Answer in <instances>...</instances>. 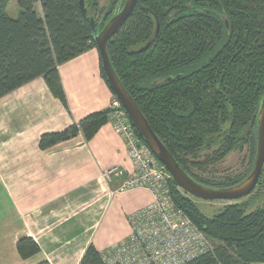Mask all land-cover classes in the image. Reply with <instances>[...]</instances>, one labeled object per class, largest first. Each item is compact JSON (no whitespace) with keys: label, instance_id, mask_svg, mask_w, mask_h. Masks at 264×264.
Returning <instances> with one entry per match:
<instances>
[{"label":"trees","instance_id":"16d2710c","mask_svg":"<svg viewBox=\"0 0 264 264\" xmlns=\"http://www.w3.org/2000/svg\"><path fill=\"white\" fill-rule=\"evenodd\" d=\"M9 1L0 0V97L41 76L67 106L58 66L96 48L88 18L99 31L124 0H107L101 8L98 0H84L85 14L79 0H17L14 18L6 13ZM156 18L158 32L140 51ZM107 52L121 83L188 175L211 187L232 186L248 175L251 169L210 181L193 169L207 170L247 143L256 151L264 94V0H137L107 42ZM100 75L108 85L101 61ZM109 112L94 111L59 131L42 133L38 146L45 149L78 133L89 139L108 122ZM211 147L199 160L198 154ZM169 185L175 205L214 243L212 252L184 264H264V203L251 211L227 204L208 216L172 179ZM16 248L21 258L40 250L27 235ZM78 264L104 263L90 244Z\"/></svg>","mask_w":264,"mask_h":264},{"label":"crops","instance_id":"0c3cea01","mask_svg":"<svg viewBox=\"0 0 264 264\" xmlns=\"http://www.w3.org/2000/svg\"><path fill=\"white\" fill-rule=\"evenodd\" d=\"M58 73L67 106L41 76L0 97V264H78L90 244L100 252L127 237L129 213L151 200L143 188L117 191L134 164L110 121L89 139L78 133L39 148L42 133L109 109L113 98L95 47ZM113 165L123 174L107 177ZM25 235L40 249L29 258L16 248Z\"/></svg>","mask_w":264,"mask_h":264},{"label":"built area","instance_id":"2783aa9c","mask_svg":"<svg viewBox=\"0 0 264 264\" xmlns=\"http://www.w3.org/2000/svg\"><path fill=\"white\" fill-rule=\"evenodd\" d=\"M111 124L124 139L134 164V170L120 183L117 191L143 188L150 193L151 200L128 215L129 234L100 251L102 262L184 264L201 254L212 252L213 241L175 205L170 191L169 173L136 134L125 111H115ZM113 173L122 175L123 170L112 167L105 172L107 177Z\"/></svg>","mask_w":264,"mask_h":264},{"label":"water","instance_id":"95a60500","mask_svg":"<svg viewBox=\"0 0 264 264\" xmlns=\"http://www.w3.org/2000/svg\"><path fill=\"white\" fill-rule=\"evenodd\" d=\"M136 2L137 0H124L123 6L114 13V15L99 31L98 27L94 25L93 17L88 18L92 29V36L99 53L101 67L115 99L127 113L137 135L164 166L177 187L192 197L209 201L236 200L249 195L256 188L264 165V94L262 96L257 115L255 157L248 175L239 183L228 187H211L194 180L184 169L181 168L170 151L154 133L133 98L121 83L109 59L107 42L125 22L130 12L133 10ZM79 5L82 13L85 14L86 9L84 7V0H79ZM224 23L226 27H228V22L225 18ZM158 29L159 23L156 18L154 33L144 45L139 47L140 51L147 49L151 45ZM170 78L171 77H167V79ZM159 81H161V79L156 80L155 83Z\"/></svg>","mask_w":264,"mask_h":264},{"label":"rangeland","instance_id":"374dc122","mask_svg":"<svg viewBox=\"0 0 264 264\" xmlns=\"http://www.w3.org/2000/svg\"><path fill=\"white\" fill-rule=\"evenodd\" d=\"M98 1H99V8H101L105 5L107 0H98ZM17 9H18L17 0H10L8 2L7 7H6V13L8 16L14 18V17H16V15L18 13ZM112 95H113V98H112L111 105L109 108L110 112H109V120H108V121H110V123H111V117L115 111H118V110L119 111H121V110L125 111L119 105V103L115 99L113 93H112ZM120 108H122V109H120ZM212 149L213 148L211 147L207 151L203 150L202 152H200V154H198L199 160H202L203 156L206 153H209ZM254 157H255V148L252 146L251 143H247V144H244V146L241 149H236V150L229 152L222 160H220L219 162H217L213 166H208L207 170L203 171V170L193 169V172L198 177H200L204 180H210V181H219V180H222L226 177H238V176H242L244 174H247L249 172V170L251 169V167L253 165ZM112 167H119V166L113 165L110 168H112ZM178 189H180V188L178 187ZM180 190L183 191L182 189H180ZM184 193H186V192H184ZM187 195L190 198H192L195 201L196 205L199 207V209L204 214H206L208 216H211L215 212L219 211L223 206H225L227 204H232V203H238V204L245 205V207L248 211L254 210V209L260 207L264 203V165H263L261 175H260L259 180H258V186H256V188L252 191V193H250L249 195H247L243 198L236 199V200H227V201L226 200H211V201H209V200H203V199L192 197L189 194H187ZM136 210H138V209H136ZM136 210H134L133 212H135ZM129 214H131V213H129Z\"/></svg>","mask_w":264,"mask_h":264}]
</instances>
